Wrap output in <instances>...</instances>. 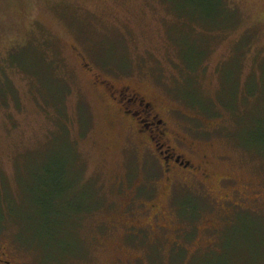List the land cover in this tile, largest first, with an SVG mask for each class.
Here are the masks:
<instances>
[{"label":"rangeland","instance_id":"374dc122","mask_svg":"<svg viewBox=\"0 0 264 264\" xmlns=\"http://www.w3.org/2000/svg\"><path fill=\"white\" fill-rule=\"evenodd\" d=\"M101 79L210 176L165 182ZM0 257L264 264V0H0Z\"/></svg>","mask_w":264,"mask_h":264},{"label":"flooded vegetation","instance_id":"af4514ba","mask_svg":"<svg viewBox=\"0 0 264 264\" xmlns=\"http://www.w3.org/2000/svg\"><path fill=\"white\" fill-rule=\"evenodd\" d=\"M99 83H104L107 97L114 101L122 117L124 119L127 117L129 125L132 124L131 122L136 124L135 136L142 148L147 152L148 150L152 151L151 155H153V151H157L159 157L155 158L159 162L165 182H169L170 185L174 184L176 180L174 176L177 171L185 172L189 178H199L200 180L210 176V172L206 168L209 163L208 157L203 155L200 162H196L193 157H188V154L197 153L196 145L192 140L186 141L173 133L164 118L160 116L153 99L146 100L148 98L145 95L136 87L128 84L117 87L107 79H101ZM172 138L177 142V148L171 145ZM182 144L185 146L184 151L180 150ZM146 156L149 155L146 154ZM149 182L153 183L151 179ZM138 205L148 206L144 203ZM151 206L155 207L154 204ZM0 264H11V262L0 257Z\"/></svg>","mask_w":264,"mask_h":264},{"label":"trees","instance_id":"16d2710c","mask_svg":"<svg viewBox=\"0 0 264 264\" xmlns=\"http://www.w3.org/2000/svg\"><path fill=\"white\" fill-rule=\"evenodd\" d=\"M148 184H147V186L146 187H148V185H149V179H148ZM143 184H145V183H143ZM143 186V185H142ZM144 187V186H143ZM190 207V206H189ZM191 209H190V212L192 211V210H194V211H196V208L195 207H190ZM183 210V209H182ZM188 210V209H187Z\"/></svg>","mask_w":264,"mask_h":264}]
</instances>
